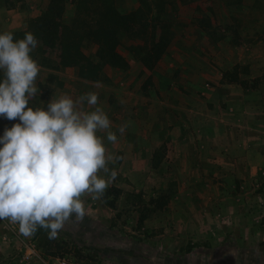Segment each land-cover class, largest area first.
Masks as SVG:
<instances>
[{
    "label": "crops",
    "instance_id": "1",
    "mask_svg": "<svg viewBox=\"0 0 264 264\" xmlns=\"http://www.w3.org/2000/svg\"><path fill=\"white\" fill-rule=\"evenodd\" d=\"M243 7H233V14H242ZM227 14L218 2L179 4L170 43L151 70L118 49L130 62L128 73L122 72L130 77L123 86L115 82L117 72L122 71L118 69L109 70L113 80L109 84L82 81L71 68L55 72L51 99L61 95L75 99L95 92L98 106L112 122L110 130L117 134V142L107 141L106 132L98 133L114 157L108 168L116 170L117 176L109 187L122 188V182L128 179L135 182L142 171L149 169L154 150L165 143L172 165L181 172L175 182L176 194L158 215L161 231L155 236L157 241L133 242L121 236L123 231L118 226L107 225L121 212L120 201L129 196L121 194L116 207L103 198H82L87 221L75 215L77 220L69 221L76 227L72 232L79 242L100 247L105 254L116 250L130 255L131 264H167L170 257L163 256L164 252L185 242L205 238L215 247L218 237L222 239L228 232L252 234L262 229L254 225V212L255 206L264 201V193L255 192L254 185L264 173V40H235L237 36L225 29L234 23ZM240 14L235 13L238 20L246 21ZM205 22L224 26L226 35L213 37ZM24 25L10 23L12 29ZM227 49L232 50L225 53ZM235 68V78L224 77ZM139 73L142 78H137ZM135 79V87H131ZM82 107L94 110L86 101ZM126 123L129 126L121 135L118 128ZM100 175L107 178L109 174L101 171ZM152 182L156 188L165 186L157 177ZM237 186L245 189L234 192ZM258 212L264 213V208ZM218 213L224 215L217 217ZM125 228L126 232L137 233L132 227ZM6 232L0 230V264H18L10 253H16L19 245L15 240L4 244L2 236ZM146 251L154 253L155 260L145 255ZM102 261L107 264V257Z\"/></svg>",
    "mask_w": 264,
    "mask_h": 264
},
{
    "label": "clouds",
    "instance_id": "2",
    "mask_svg": "<svg viewBox=\"0 0 264 264\" xmlns=\"http://www.w3.org/2000/svg\"><path fill=\"white\" fill-rule=\"evenodd\" d=\"M38 44L32 32L18 40L10 31L0 33V117L19 121L0 136V220L18 224L25 237L44 229L56 239L73 215L84 217L82 198L101 200L116 179L108 168L114 157L98 133L106 132L111 143L117 134L95 92L52 98L46 109L29 106L40 93L41 67L31 55ZM85 101L93 111L83 109Z\"/></svg>",
    "mask_w": 264,
    "mask_h": 264
},
{
    "label": "rangeland",
    "instance_id": "3",
    "mask_svg": "<svg viewBox=\"0 0 264 264\" xmlns=\"http://www.w3.org/2000/svg\"><path fill=\"white\" fill-rule=\"evenodd\" d=\"M144 1L145 0H117V6L122 11L129 12L131 9L136 8L137 6L142 4V9L148 11L147 5H145ZM203 1L210 2L208 0H198L195 1V3L197 2L201 4ZM147 2H149L150 6L152 5L153 10L148 15L149 30L148 33L144 35L143 42L146 40L147 44L149 45L152 40H156L162 37L165 30H168L169 35H171L170 33L174 28L172 21L175 20L178 5L182 3L179 2L175 3L174 5H170L165 13H161V19L156 20L155 17H157L159 14L156 11L154 1L147 0ZM45 3L46 0H0V32L11 30L12 28L10 26V23L13 24L14 22L22 24L25 23L30 17L38 15ZM244 6L245 8L243 7L244 9H242L241 11L246 21L243 20L244 18L242 14L236 11L235 13L240 14V18L243 20V22L239 21L235 16V13L233 14L232 10V14L227 15L230 22L233 21L234 23L230 24L225 29L229 32L234 33V35L238 37H236L235 40H240V42H242L243 38L249 39L252 42H257L260 39L264 40V0H248ZM204 20L207 19L205 18ZM204 24L208 27L210 33L213 34V37H218L219 34L226 35V33H224L225 31L222 30L224 26L222 27L220 24H217L216 27H214L209 22H205ZM249 28H251V30ZM244 32L246 34H244ZM128 43L129 42L119 45L118 49L121 52H126L127 56L130 59L136 60L133 53L128 49ZM233 48H235V46ZM261 49L264 48L262 47ZM231 50L232 49H227L225 53H229ZM152 67H154V65L145 66V68L149 70H151ZM236 68L234 71L225 72L224 77L229 80H231V78H235ZM69 70L74 71V73L76 74L74 69L71 68ZM109 70L112 69H108L107 73L109 72ZM122 72L128 73L127 70L117 72L119 73V75L116 77L117 80L115 82L119 85H122V83H126V81L130 78L129 75L122 74ZM108 76L110 77V75ZM142 77V73H139L137 76V78ZM38 78L41 80V82H47L48 80L44 72H40L38 74ZM137 80L138 79L132 81L130 83L132 86H130L135 87V82ZM111 81L113 82L112 79L108 78L107 81H102V83L104 82L109 84V82ZM53 84L54 83L50 84L49 93L45 94L46 96L41 98L36 103L35 107H42L45 109L47 108L48 103L44 107L43 105L45 104L46 100H48V102L51 100V95L53 93ZM131 87H129V90L133 91ZM42 91L43 90L41 89L40 92L43 93ZM135 91L137 92L138 90ZM18 122V120L17 122L9 121L4 117H0V136L3 135L6 128H11L15 123ZM137 125H139L138 122ZM166 144L167 143L159 146L154 150L152 161L150 160L149 163V169L142 171V175L138 176L135 182L130 179H128L127 181H123V184L120 183L124 185L122 188L113 185L117 187L120 192L117 193L116 191H112L109 195V199L114 200V207H116V201L117 199L119 200L121 194H129L128 198H124V200L120 201V207L122 205L123 206L120 208L121 212L117 214L118 219H109L107 225L111 226V228L112 226H118L123 231L122 235L120 233L118 234H120L122 237L127 236L129 239L133 240V242H142L143 240L151 242H153L154 240L157 241V238L155 236L156 234H158V232L161 231V227H157V218L160 211L165 206L164 205L161 208L159 204L161 200L164 199H167L168 202H170L169 200H171L173 195L176 194L178 190L175 182H177L181 172L178 169H175L172 165V155L168 156L169 154L167 152L169 147ZM0 147H2V145H0ZM154 177L161 179V181L165 183V186L156 188L155 184H153L154 182H152ZM254 186L256 188L255 192L261 194L264 193V173H261L260 177L258 176L257 183H255ZM234 188V192H239L245 189L244 187L243 189L239 186ZM259 205L260 206H255L256 211L254 212V225L262 229H255V232L252 234H233L228 232L227 234L222 236V239L221 237H218V240H216L214 243H219L215 244V247L210 244V241L208 239L205 240V238L203 240H198L195 243H191V241L187 243L185 242L180 246L177 245L176 247L168 249V251L164 252L163 256L170 257V262L167 264H264V213L258 212V210H263L264 201L260 202ZM132 211L135 212L132 214ZM123 213L126 214V216L122 215ZM221 215L224 214L218 213L217 217ZM83 219L87 221V218ZM73 220L77 219L73 218ZM225 221L226 219L223 220V222ZM8 222L10 221L0 220V230L7 231ZM125 225L129 226V228L132 227L134 231H137V233L128 231L126 232ZM74 229H76V227L71 226V224L68 222L65 225V228L58 234V238L53 239L51 244L52 251H57V248L62 246L61 252L57 255L47 254L44 250L39 249L37 239H35L33 235L28 237L21 235L25 241L35 243L37 247V255L30 261L20 263L18 262V260L21 259L24 252V248H22V250L20 248L17 249L16 253H10L11 257H16L18 264H55L56 259L62 256L72 257L79 264H103L102 260L105 257H107V264H131L129 261L130 255H121L116 250H108L107 254H105L104 252H99V255H95L93 250L82 248L79 244L75 245L73 241L78 240L72 232V230ZM44 236H48V231H46ZM2 246L3 249H9V246L7 245ZM144 253L145 255H149L151 259L155 260L154 258L156 257L154 253H148L147 251ZM10 254L8 256L9 258ZM90 255L95 256L96 258H92ZM155 264L159 263L157 262Z\"/></svg>",
    "mask_w": 264,
    "mask_h": 264
},
{
    "label": "trees",
    "instance_id": "4",
    "mask_svg": "<svg viewBox=\"0 0 264 264\" xmlns=\"http://www.w3.org/2000/svg\"><path fill=\"white\" fill-rule=\"evenodd\" d=\"M153 1L159 14L155 19L159 20L161 13H165L170 5L179 2L189 4L198 0ZM208 1L221 3L228 14H232L233 7L245 5L248 0ZM144 2L148 11L142 9L140 4L125 12L117 6V0H46L40 13L30 17L22 28L9 30L17 40L22 39L26 32H32L39 41L31 55L39 63L40 72L47 73L48 81L43 83L37 76L36 86L39 90L42 89L43 93L40 92L31 100L29 106L34 108L36 103L49 93L50 84L56 79V71L72 68L81 80L102 82L109 78L107 70L110 68L127 70L130 62L118 51L119 45L126 42H129L128 49L138 62L145 66H153L166 51L171 36L168 30H165L162 37L152 40L149 45L146 40L143 42L144 35L149 30L148 15L153 10L147 0ZM2 79L3 70H0V80ZM47 103L48 100L43 107ZM112 191L120 192L113 186L105 191L102 198L108 205L114 207V200L109 199ZM167 202V199L161 200L160 207L162 208ZM46 231L39 229L33 234L39 249L47 254H59L62 246L58 247L57 251H52L53 239L44 236ZM73 243L93 250L95 255L103 252L100 247L75 240Z\"/></svg>",
    "mask_w": 264,
    "mask_h": 264
},
{
    "label": "built area",
    "instance_id": "5",
    "mask_svg": "<svg viewBox=\"0 0 264 264\" xmlns=\"http://www.w3.org/2000/svg\"><path fill=\"white\" fill-rule=\"evenodd\" d=\"M7 226H8V230L2 236L3 243L9 245L12 243V241L15 240V242L18 243L19 248L21 247L24 248L23 255L21 259L18 260V262L24 263L26 261L32 260L37 255V247L35 243H32L30 241H25L22 238L18 230V224H12L11 222H8ZM55 264H79V263L72 257L62 256L56 259Z\"/></svg>",
    "mask_w": 264,
    "mask_h": 264
}]
</instances>
